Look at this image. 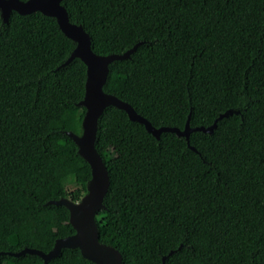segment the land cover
I'll list each match as a JSON object with an SVG mask.
<instances>
[{
	"label": "trees",
	"instance_id": "obj_1",
	"mask_svg": "<svg viewBox=\"0 0 264 264\" xmlns=\"http://www.w3.org/2000/svg\"><path fill=\"white\" fill-rule=\"evenodd\" d=\"M101 55L104 90L157 128L211 126L160 138L108 106L96 147L110 175L97 214L122 264H264V0H63ZM57 19L0 10V264H97L79 248L47 262L75 233L70 210L90 164L82 134L87 65ZM75 188L70 191L68 186ZM172 253L170 254V252Z\"/></svg>",
	"mask_w": 264,
	"mask_h": 264
},
{
	"label": "water",
	"instance_id": "obj_2",
	"mask_svg": "<svg viewBox=\"0 0 264 264\" xmlns=\"http://www.w3.org/2000/svg\"><path fill=\"white\" fill-rule=\"evenodd\" d=\"M62 2L63 0H0V10L5 21L9 19L12 11H17L20 14L41 11L45 15L53 16L57 19L62 31L76 42V47L66 64L79 57L87 65L85 96L80 102V105L86 108V112L83 118L82 134H75L71 131L68 134L78 145L80 155L90 164L92 176L88 183V191L81 200L73 201L69 198H61L50 201V203L63 204L68 207L70 222L76 230L74 234L58 238L49 252L35 248H24L17 252H9V254L20 256L27 252L35 253L47 262L58 256L63 248H79L84 257L97 264H122L121 252L101 241L97 222L98 212L105 208L104 199L110 186L109 170L96 147L98 122L104 110L110 105L125 110L131 120L143 123L147 130L157 138H160L164 131L176 132L179 136H185L188 144L193 149L195 148L190 143L191 133L196 130L212 133L217 127L218 119L227 115L228 112L220 115L208 127H191L189 120L184 129L170 126L155 127L150 120L138 113L130 103L104 90L110 63L114 60L129 58L138 44L122 54L101 55L96 53L92 48L90 33L85 30L82 24L73 23L70 20L69 12ZM165 259L166 256L163 257L162 264L165 263Z\"/></svg>",
	"mask_w": 264,
	"mask_h": 264
},
{
	"label": "rangeland",
	"instance_id": "obj_3",
	"mask_svg": "<svg viewBox=\"0 0 264 264\" xmlns=\"http://www.w3.org/2000/svg\"><path fill=\"white\" fill-rule=\"evenodd\" d=\"M74 188H75V187L72 186V185H69V186H68V190H70V191H72Z\"/></svg>",
	"mask_w": 264,
	"mask_h": 264
}]
</instances>
